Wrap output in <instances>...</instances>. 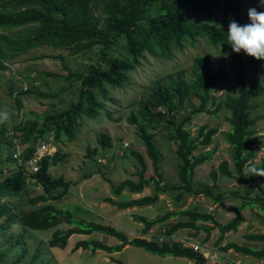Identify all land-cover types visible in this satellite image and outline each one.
<instances>
[{"label": "rangeland", "instance_id": "1", "mask_svg": "<svg viewBox=\"0 0 264 264\" xmlns=\"http://www.w3.org/2000/svg\"><path fill=\"white\" fill-rule=\"evenodd\" d=\"M245 13L248 8L256 11H264V4H243ZM243 14L244 21L248 23L247 15ZM221 24H228V20L217 14ZM24 28L2 29L0 32L11 35H23ZM100 46H94L82 53H72L69 48L41 45L23 52L7 54L5 68L0 69V179L16 169L12 161H8L7 155L12 153V145L5 139H19L12 135L13 126L19 122L33 119L39 122L49 114H55L68 108L78 99L80 75L86 73L87 67L98 61ZM108 51V50H107ZM112 54H118L117 50H109ZM231 48L223 50L219 45H211L202 36H196L192 42L184 41L181 49H174L171 57H153L143 53L138 64L129 72L128 79L114 88L108 87V99L105 101L106 112H98L95 117L82 116L81 121L73 129L72 133L60 132L59 137H54L52 128L34 142V149L39 141L47 143L45 154H56L54 164L48 166L51 177L62 176L69 181L66 193L56 199L31 204L29 199L42 194L40 184H33V178L26 176V188L12 196L4 197L14 214H20L42 204H53L62 209H68L73 215L86 221L111 225L125 232L128 238L135 236L154 238L158 242H170L172 239L181 242L185 246L193 247L202 252L207 264H264L263 258H256L249 254L237 252L232 248L223 250L226 243L234 242L238 245L255 248L264 247V241L253 240L248 234L264 232V198L254 201L251 206L243 208L240 213L242 221L235 231H228L223 239L217 240L219 230L212 227L209 232L205 227L211 226L210 221H197L199 230L194 233L190 227L179 228L169 237H165L164 225H170L176 220L185 217L176 213L166 217L164 221L154 225L147 234L141 233L142 223L137 216L153 219L169 212L174 213L182 209H196L210 212L213 218L221 223L233 216V206L244 199L228 195L224 200L213 202L203 193H196L202 186H212V191L221 192L235 190L248 200L255 195L264 196V172L260 163L264 159V96L254 99L251 115L255 118L253 126L255 135L260 136L256 143L258 148L252 163L246 164L243 172L254 181L240 183L235 178L222 175L217 169L222 160L228 162L229 169L234 172L229 145L225 141L223 132L227 131L229 124L227 116L229 111L217 104L226 94L236 93V82L228 63ZM241 59L245 54L238 53ZM196 55H207L211 64L224 65L228 73L210 90V100L206 103V109L198 113H190L198 107L199 99L192 96L187 99L182 108L176 113V118L190 115L184 127L191 136L198 133L202 126L205 130L214 128L216 132L211 136L210 143L206 146L199 145L195 152L213 150L211 157L202 165L194 169L191 191L155 189L152 162L145 153L140 126L152 133V140L159 153V171L164 182L179 184L178 167L181 161L175 154L176 144L169 134L171 131L164 123L155 124L147 121L139 111L137 101L145 99L155 84L164 83L168 76L179 77L189 81L192 77L193 58ZM260 74L264 82V61L260 67ZM24 90V91H21ZM167 117L165 108L160 107ZM213 112H210V111ZM134 116L135 122L129 118ZM101 132L106 133L110 139V146L99 144ZM19 148L26 146L17 142ZM28 144V143H26ZM15 147V146H14ZM132 151L142 155L144 167ZM146 180L147 185L139 192L126 189L115 195L112 187L125 179L137 181L138 171ZM214 169L215 177L210 174ZM28 173V172H27ZM58 187L52 191L57 194L62 191ZM156 194L157 198L152 204L133 205L120 208L114 203L105 200L110 197L115 201H127L145 195ZM178 195V196H177ZM177 196V197H176ZM69 226L59 223L47 229L22 230L17 224L12 225L11 232H19L23 236L27 255L31 257L35 251L38 257L30 264H192V260L185 257L172 255L151 254L141 247L125 244L119 251L107 252L102 249L89 250L88 248H73L75 242L80 239L98 240L107 245H115L119 240L115 237L94 231L89 234H71L65 248L50 247L47 240L55 229L64 230ZM8 230L0 231V252H5L9 245L6 243ZM13 242V241H12ZM15 253L13 250L4 260L8 264ZM21 264H27L22 261Z\"/></svg>", "mask_w": 264, "mask_h": 264}, {"label": "trees", "instance_id": "2", "mask_svg": "<svg viewBox=\"0 0 264 264\" xmlns=\"http://www.w3.org/2000/svg\"><path fill=\"white\" fill-rule=\"evenodd\" d=\"M245 1L250 4L258 3V0H0V28L25 29L23 35L17 36L0 32L1 70L5 68L4 59L7 54L23 52L41 45L69 48L72 53H82L94 46H100L98 61L90 64L86 73L80 75L78 99L75 103L58 113L47 115L42 122L29 119L13 126L12 135L19 139V143L26 145L21 148V155L27 157L31 154L34 150V142L49 128L53 129L54 137L57 139L61 131L66 134L72 133L82 116L93 118L99 111L107 113L104 103L108 99V87L114 88L126 81L129 72L138 64L143 53L153 57L169 58L174 49H181L184 41L192 42L196 36L204 37L209 44L219 45L223 50L230 48L225 42L228 24H221L217 14L228 21L235 20L239 24H245L243 17ZM109 50H117L118 54H112ZM262 62L248 55L241 59L238 53H231L228 63L236 82V93L226 94L217 104V108L223 107L229 111L226 118L229 128L223 132V136L229 145L234 172L229 169L226 160H222L217 169L222 175L233 177L240 183L254 181L244 174L243 168L246 164L252 163L258 151L256 143L260 136L255 135L253 128L255 118L251 115V109L254 106V99L264 96V82L260 74ZM192 71V77L188 82L179 77L168 76L166 82H157L145 99L137 101L139 111L147 121L154 125L164 123L171 131L169 137L175 142V154L181 161L178 167L180 183L164 182L159 185L162 179L159 171L160 153L152 140L153 134L139 125L145 153L152 162L154 175L158 177H153L157 190L191 191L194 169L208 161L213 152L211 149L195 151L199 145L206 146L210 143L211 136L216 132L214 128L205 130L202 126L197 134L191 136L184 127L190 115L181 118H176L175 115L184 102L192 96L199 99V105L190 113H198L206 109V103L210 100V90L227 76L228 71L220 63L213 66L207 55H196L193 58ZM160 107L165 108L167 112L165 119ZM129 120L134 123V116ZM4 141L12 145L13 149L18 142L12 138ZM98 142L103 146L111 144L109 136L103 132ZM12 153L7 155V158L9 162L15 164L16 169L0 179V231L3 229L9 231L6 240L9 248L5 252H0V264H3L12 250L15 255L8 264H21L24 260L30 264L38 257L37 251L31 257L27 255L23 236L19 232H11L12 225L17 224L25 231L47 229L61 222L69 227L64 230L55 229L52 232L47 240V245L50 247L65 248L69 236L74 233L89 234L99 231L115 237L119 243L107 245L98 240L80 239L75 242L73 248L115 252L123 245L129 244L141 247L151 254L185 257L192 260V264H207L202 252L185 246L177 240L158 242L154 238L138 236L128 238L120 229L86 221L73 215L68 209L53 204H42L23 213L14 214L2 198L22 192L26 188L28 175L15 163ZM131 153L144 167L142 155L134 151ZM56 159V154H44L37 172L29 175L33 178L32 183L40 184L43 190L42 194L29 199L31 204L46 199H56L66 193L69 181L64 180L62 176L51 177L47 171L48 166L54 164ZM260 163L264 171V159H261ZM141 171L142 168L138 171L137 181L125 179L113 186V193L119 195L123 189L132 192L141 191L148 183ZM215 171L212 169L210 172L213 178ZM58 187H62L63 190L53 194L52 191ZM212 187L213 184L204 185L196 193H203L213 202L222 201L228 195L244 199L233 206V216L229 220L221 223L215 220L210 212L182 209L153 219L137 216L142 223L141 233L147 234L154 225L178 213L185 218L176 220L168 226L164 225L165 237L184 227L193 228L196 233L200 228L197 221H210L211 226L205 227V230L208 233L212 227L218 228L217 240L220 241L226 232L237 229L242 221L240 211L243 208L264 198L255 195L253 199L245 200L247 198L239 195L235 190L214 193ZM156 198V194H153L127 201H115L110 197L105 200L124 208L152 204ZM247 237L264 241V232L248 234ZM228 248L256 258L264 257V247L255 248L234 242L222 246L223 250ZM119 264L124 263L119 262Z\"/></svg>", "mask_w": 264, "mask_h": 264}, {"label": "clouds", "instance_id": "3", "mask_svg": "<svg viewBox=\"0 0 264 264\" xmlns=\"http://www.w3.org/2000/svg\"><path fill=\"white\" fill-rule=\"evenodd\" d=\"M258 2L264 4V0ZM247 17L249 22L245 24L235 20L228 22L225 42L232 52L242 51L245 55L264 61V11L248 8ZM259 174L264 175V172Z\"/></svg>", "mask_w": 264, "mask_h": 264}, {"label": "built area", "instance_id": "4", "mask_svg": "<svg viewBox=\"0 0 264 264\" xmlns=\"http://www.w3.org/2000/svg\"><path fill=\"white\" fill-rule=\"evenodd\" d=\"M39 142L40 144H37L35 149L27 157L21 155V149L17 142L15 143L12 157L15 160V163L22 168L27 175L37 172L40 165V159L47 151V143L44 141Z\"/></svg>", "mask_w": 264, "mask_h": 264}]
</instances>
